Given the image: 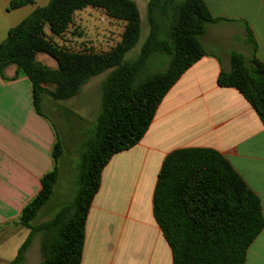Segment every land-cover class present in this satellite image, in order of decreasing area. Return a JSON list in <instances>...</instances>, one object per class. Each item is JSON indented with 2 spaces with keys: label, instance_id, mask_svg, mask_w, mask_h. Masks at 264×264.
Segmentation results:
<instances>
[{
  "label": "trees",
  "instance_id": "obj_1",
  "mask_svg": "<svg viewBox=\"0 0 264 264\" xmlns=\"http://www.w3.org/2000/svg\"><path fill=\"white\" fill-rule=\"evenodd\" d=\"M33 0H10L8 10ZM86 6L101 8L110 18L124 22L120 40L109 50H73L58 45L73 13ZM162 15L170 26L165 38ZM148 34L137 56L125 54L141 34V18L134 0H49L37 7L0 40V75L9 66L23 73L30 83L33 107L43 115L42 96L65 101L75 96L91 78L108 70L101 82L100 108L94 129L81 146L77 191L71 202L49 220L32 225L33 219L52 195L59 176L62 145L52 147L53 167L42 175L41 188L27 202L19 223L29 230L14 259L23 264L34 235H39V264H80L85 219L99 189L101 171L117 152L134 146L148 129L157 107L169 88L195 61L207 54L201 36L215 22L203 0H149ZM48 28L50 35H47ZM246 41L253 56L229 54L230 70H220L219 86L237 89L264 124V62L254 53L256 42L246 27ZM44 54L54 62L37 59ZM165 60L160 69L147 66L154 55ZM154 218L168 243L173 264H243L248 246L260 233L264 220L259 197L228 161L210 148H179L161 164L153 191Z\"/></svg>",
  "mask_w": 264,
  "mask_h": 264
},
{
  "label": "crops",
  "instance_id": "obj_2",
  "mask_svg": "<svg viewBox=\"0 0 264 264\" xmlns=\"http://www.w3.org/2000/svg\"><path fill=\"white\" fill-rule=\"evenodd\" d=\"M9 1L0 0V40L49 0H33L12 10L7 9ZM203 1L215 18L200 38L207 54L169 88L140 141L112 155L103 167L99 189L85 219L80 264H173L171 249L153 215L152 197L164 157L179 148L219 152L259 197L264 220V124L237 89L217 83L220 70H230L232 51L242 53L246 60L253 56L252 45L246 41V27L256 42L255 57L264 62V0ZM13 74L14 66H9L5 70L8 78L0 75V247L27 229L19 223V215L40 190L42 175L53 167L56 137L63 153L64 144L43 108L60 118L83 92L65 101L42 96L41 115L33 107L27 76ZM100 83L87 81L80 89L88 90L98 105ZM84 117L92 119L94 112H86ZM49 200L32 225L49 220L61 208L50 212L46 207ZM28 232L24 231L13 246L14 253ZM32 243L39 244L38 234L26 253ZM0 261L8 264L11 260L8 262L0 250ZM243 264H264V225L248 246Z\"/></svg>",
  "mask_w": 264,
  "mask_h": 264
},
{
  "label": "rangeland",
  "instance_id": "obj_3",
  "mask_svg": "<svg viewBox=\"0 0 264 264\" xmlns=\"http://www.w3.org/2000/svg\"><path fill=\"white\" fill-rule=\"evenodd\" d=\"M148 1L149 0L135 1L141 18V34L135 46L125 54L126 60L133 59L137 56L140 47L148 34ZM176 1L180 2L181 0ZM159 17L162 27V32H160L159 36L160 38H165L170 22L169 20H165L166 17L162 15H159ZM123 23L124 22L122 21L108 17L101 8L86 6L73 13L72 23L66 32L59 37H54V41L58 45L73 50L89 49L95 52H104L112 48L120 40ZM45 32L47 35H50L48 28H45ZM37 59L48 66H52L54 63L44 54H39ZM164 64L165 60L156 54L148 63L147 67L150 70L160 69ZM107 74L108 70L92 76L87 81L102 82ZM98 87L101 88V83L98 84ZM81 91L83 92L81 93ZM87 92L88 90H80V96L74 100V102H76H73L74 104L70 107L71 109L64 114L62 113L63 115L61 114L62 116L60 118L43 108L44 113L55 125L60 139L64 144L63 153L59 160L60 178L54 187V194L50 198V202L47 204L48 206H46L51 209L50 212L69 204L77 191L78 165L81 154L80 145L87 137L88 133L94 129L95 118L100 108V104L98 105L97 100L93 95L88 94ZM95 106L97 107L96 111H94ZM86 112H90L91 114L94 112V117L92 119L84 117ZM77 113L81 116L77 115ZM40 216L41 214L36 220L39 219ZM26 230L27 229H23V231L21 230L16 236L3 242V245L0 247V250L5 252V258H8V262L16 256L13 246L19 242L22 238L23 232ZM37 245L39 247V244L34 245L32 243V248L26 253V260L23 264H39L41 256ZM10 251H12L11 254ZM0 264H3V262L0 261Z\"/></svg>",
  "mask_w": 264,
  "mask_h": 264
}]
</instances>
